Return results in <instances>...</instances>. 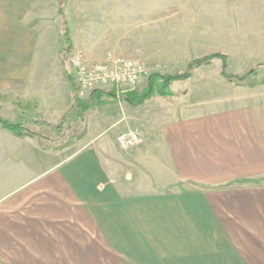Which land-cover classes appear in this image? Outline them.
<instances>
[{
	"label": "crops",
	"instance_id": "obj_1",
	"mask_svg": "<svg viewBox=\"0 0 264 264\" xmlns=\"http://www.w3.org/2000/svg\"><path fill=\"white\" fill-rule=\"evenodd\" d=\"M59 1L0 0L9 122L56 124L44 117L72 105L64 40L49 44ZM83 12L64 6L69 26L86 24L85 42L70 26L80 52L104 40L114 55L171 70L218 53L227 69L264 63V0H87ZM198 73V89L173 92ZM250 85L198 68L165 100L89 110L96 122L65 147L47 127L42 143L0 128V264H264V81ZM120 131L139 143L121 151Z\"/></svg>",
	"mask_w": 264,
	"mask_h": 264
},
{
	"label": "trees",
	"instance_id": "obj_2",
	"mask_svg": "<svg viewBox=\"0 0 264 264\" xmlns=\"http://www.w3.org/2000/svg\"><path fill=\"white\" fill-rule=\"evenodd\" d=\"M58 13L61 19V34L64 40V45L60 49L61 57L65 62V55L72 50V42L70 38V30L67 23L66 16L63 11V5L58 9ZM214 60H219L221 62V76L227 83H245L250 77L254 76L258 70L264 69V63L255 65L248 72L238 75L231 74L227 71V56L224 54H212L201 58L192 59L188 62L185 70L181 73L176 74H160L154 73L147 77L146 85L142 90L125 91L123 93H117L114 90H103L98 89L90 93L88 98L81 99L78 97V88L75 82V75L73 70L65 64L66 67V78L69 81L71 88V103L69 110L65 112L56 124H49L45 120L37 119L30 123H12L0 116V128L5 132L12 134L16 137H29L36 138L38 142L42 143V137L37 132V128L47 127L56 133V139H59L64 135L63 127L65 123L70 118H76L80 123L85 122V116L87 112L93 108H99L107 104L110 100H124L128 102L131 106H140L146 101L154 97H170L173 95L171 91V86L175 82H183L192 77L194 70L209 66ZM254 87V85H250ZM36 129V130H35ZM86 133V127L80 134L76 135L75 140L81 139ZM70 142H67L62 147H65Z\"/></svg>",
	"mask_w": 264,
	"mask_h": 264
},
{
	"label": "built area",
	"instance_id": "obj_3",
	"mask_svg": "<svg viewBox=\"0 0 264 264\" xmlns=\"http://www.w3.org/2000/svg\"><path fill=\"white\" fill-rule=\"evenodd\" d=\"M65 62L74 72L81 99L98 89H112L117 93L133 91L148 73L141 61L112 53L104 55L98 62L88 63L79 51L72 49L65 55ZM115 142L121 151L126 152L139 143V135L134 131H122L116 135Z\"/></svg>",
	"mask_w": 264,
	"mask_h": 264
},
{
	"label": "rangeland",
	"instance_id": "obj_4",
	"mask_svg": "<svg viewBox=\"0 0 264 264\" xmlns=\"http://www.w3.org/2000/svg\"><path fill=\"white\" fill-rule=\"evenodd\" d=\"M68 1L71 2L72 0H60L59 3H58L59 4V7L58 8H60V6L63 5V11H64V6H65L66 2H68ZM76 1L79 2L81 5H83V10H84L83 14H85V5H86V1L87 0H76ZM70 18L71 17L69 15V20H70ZM69 20L67 21V23L69 22L68 23V26L71 23ZM70 26L73 29H76V28L78 29V35L82 39L84 38L83 41L85 42V34H86L85 33V27H86V24L85 23H83V24L76 23V24H72ZM70 26H69V30H70ZM56 32L57 33H55V35L52 36V38H50L49 44H52L53 45V43L56 44V43L62 41L63 37H61V34L59 33L58 26L56 28ZM81 42H82V40H81ZM106 42L107 41H104V40L94 41V43L96 45H98L95 52H87L85 46H83L85 48V50H82V52H80L77 49L76 50L79 51L82 54V56H83V58H84V60L86 62H88V63H95V62L100 61L104 57V55L110 53V52H108L109 50L108 49L106 50V48H105V45L107 44ZM73 50H74V48H73ZM192 58H195V56H192ZM142 63L147 68L148 73H147V75L144 78H142L140 80L139 84L136 86L135 90H139V91L142 90L145 87L146 81H147V77L149 75L154 74V73H160V74H176V73H181V72H183L185 70V67H186L185 66V67H182V68H176V69H172L171 70V69H168V67H164V66H161V65L150 66V65H147L144 62H142ZM227 63H228V60H227ZM209 66H212L213 67V70L214 69H219V68L221 69V62L218 61L216 63L215 60H214L212 62V64L209 65ZM67 67H68V65H67ZM251 68H249V69L248 68L247 69L246 68H243V69H237L236 68L235 69V67L233 65H230V67L227 69V71L229 73H231V74L242 75V74L248 72ZM261 70L264 71V69H261ZM258 71L256 72V74L254 76L250 77L245 83H242V84H245L247 86H250V83H252L253 81L255 83H260V82L264 81V76H262L263 74H259V76H257V78H255L256 75H257V73H258ZM201 83H202L201 74L198 73V74H196L195 78L191 82L178 83V84H176L174 86V88H173V92L176 93V94H180L182 91H186V90H188V91L196 90V89H198L197 87ZM107 90H109V89H107ZM153 99H155L153 101H162V100H165V99H162L160 97H154ZM26 107L28 109H31L32 110L33 109V104H31V103L30 104H27ZM97 113L98 112L95 111V110L92 111V112L87 113L86 116H85V122H83V123L78 122L76 120V118H70L65 123V125L63 127L64 135H62L59 139L52 140L51 142L54 143V144H56V146H63L67 142H71V141L75 140L74 138L76 137V135H78L79 133L82 132L83 127H84V123L87 124V125L93 126L94 122H96L95 115H97ZM62 115H63L62 110L59 109L58 111L53 112L51 115H46L44 117V119L50 118L49 121L52 122V123H54V122H56L57 118H59ZM94 118H95V120H94ZM120 132H122V131H120ZM120 132H118V133H120ZM116 135H117V133L115 134V137H116ZM130 180H132V179H128L127 181H130ZM133 180H135V179H133Z\"/></svg>",
	"mask_w": 264,
	"mask_h": 264
}]
</instances>
